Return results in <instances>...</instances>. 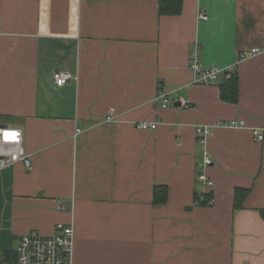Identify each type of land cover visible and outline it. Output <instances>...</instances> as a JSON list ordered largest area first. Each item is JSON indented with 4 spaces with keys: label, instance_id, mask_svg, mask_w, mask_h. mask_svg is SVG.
I'll list each match as a JSON object with an SVG mask.
<instances>
[{
    "label": "crops",
    "instance_id": "1",
    "mask_svg": "<svg viewBox=\"0 0 264 264\" xmlns=\"http://www.w3.org/2000/svg\"><path fill=\"white\" fill-rule=\"evenodd\" d=\"M194 50L204 67L235 66V103L221 79L192 82ZM56 71L71 80L56 85ZM0 125L21 130L31 160L0 170L1 252L61 223L72 264H264V138L250 131L264 130V0H182L174 16L158 0H0Z\"/></svg>",
    "mask_w": 264,
    "mask_h": 264
},
{
    "label": "built area",
    "instance_id": "2",
    "mask_svg": "<svg viewBox=\"0 0 264 264\" xmlns=\"http://www.w3.org/2000/svg\"><path fill=\"white\" fill-rule=\"evenodd\" d=\"M199 19H206L205 12H199ZM257 53V49L251 51L239 52V57L243 58L248 55ZM188 68L192 74V82L200 85H211L217 83L219 79H229L236 73L235 66L228 68H219L216 66L204 67L200 63L197 50L191 51L188 60ZM72 75L64 71H56L53 74V80L56 85H64L71 80ZM153 101L159 103L161 108H165L171 104L168 94L157 91ZM115 117L114 108H110L105 116L106 121H113ZM224 124L227 127L242 128L245 127L243 120L231 119ZM136 127L143 130H154L158 126V122H137ZM251 135L254 141H262L264 138V130L261 128H251ZM16 133L14 140H5L3 133ZM76 132H80L79 129ZM196 137L199 143H203L205 138L211 134V128L208 126L197 127ZM21 161L23 165L30 169V156L25 152L22 145V132L14 126L0 125V170L17 162ZM203 166L211 164L209 157L203 158ZM197 179L203 182L206 186L212 185L211 180L204 172L197 173ZM212 198L206 200V204L211 205ZM67 205L61 204L60 208L64 209ZM73 228L71 225L58 223L54 227L52 235L43 236L34 232L24 234L18 238L16 249L8 252L0 251V264H72V244H73ZM5 253H10L9 260L6 259Z\"/></svg>",
    "mask_w": 264,
    "mask_h": 264
},
{
    "label": "trees",
    "instance_id": "3",
    "mask_svg": "<svg viewBox=\"0 0 264 264\" xmlns=\"http://www.w3.org/2000/svg\"><path fill=\"white\" fill-rule=\"evenodd\" d=\"M158 10L160 15H178L182 10V0H158ZM219 95L221 100L235 103L238 100V76L237 72L229 79H223L218 82ZM240 190V191H239ZM239 191V192H238ZM246 194V190L237 189L236 203L238 204L242 197ZM208 198L207 193L198 194L195 192L194 203H206ZM167 200V188L163 184H157L153 188V201L154 203L161 204ZM264 213V211H263ZM6 259L9 260L10 253H5Z\"/></svg>",
    "mask_w": 264,
    "mask_h": 264
},
{
    "label": "snow or ice",
    "instance_id": "4",
    "mask_svg": "<svg viewBox=\"0 0 264 264\" xmlns=\"http://www.w3.org/2000/svg\"><path fill=\"white\" fill-rule=\"evenodd\" d=\"M5 140H14L16 138V133L5 132L3 133Z\"/></svg>",
    "mask_w": 264,
    "mask_h": 264
},
{
    "label": "rangeland",
    "instance_id": "5",
    "mask_svg": "<svg viewBox=\"0 0 264 264\" xmlns=\"http://www.w3.org/2000/svg\"><path fill=\"white\" fill-rule=\"evenodd\" d=\"M169 99H170V97H169ZM170 102H171V99H170ZM16 247H17V243H12L11 248L8 247L6 250H13L14 251L16 249Z\"/></svg>",
    "mask_w": 264,
    "mask_h": 264
},
{
    "label": "water",
    "instance_id": "6",
    "mask_svg": "<svg viewBox=\"0 0 264 264\" xmlns=\"http://www.w3.org/2000/svg\"><path fill=\"white\" fill-rule=\"evenodd\" d=\"M174 105H179V103H175Z\"/></svg>",
    "mask_w": 264,
    "mask_h": 264
}]
</instances>
